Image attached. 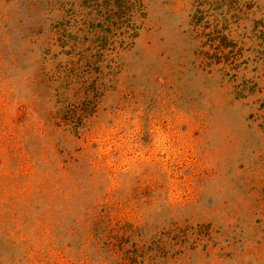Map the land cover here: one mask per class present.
Listing matches in <instances>:
<instances>
[{"label": "rangeland", "instance_id": "1", "mask_svg": "<svg viewBox=\"0 0 264 264\" xmlns=\"http://www.w3.org/2000/svg\"><path fill=\"white\" fill-rule=\"evenodd\" d=\"M0 264H264V0H0Z\"/></svg>", "mask_w": 264, "mask_h": 264}]
</instances>
